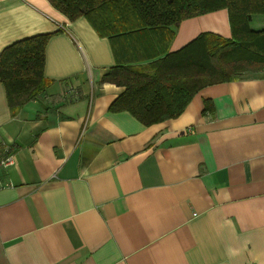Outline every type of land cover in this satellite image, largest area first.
<instances>
[{"label": "crops", "instance_id": "1", "mask_svg": "<svg viewBox=\"0 0 264 264\" xmlns=\"http://www.w3.org/2000/svg\"><path fill=\"white\" fill-rule=\"evenodd\" d=\"M202 32L229 37L227 9L181 20L166 48ZM45 33L40 92L12 107L0 79L15 157L0 172V264H264V69L146 125L111 109L125 87L102 81L146 49L48 0H0V54Z\"/></svg>", "mask_w": 264, "mask_h": 264}, {"label": "trees", "instance_id": "2", "mask_svg": "<svg viewBox=\"0 0 264 264\" xmlns=\"http://www.w3.org/2000/svg\"><path fill=\"white\" fill-rule=\"evenodd\" d=\"M70 20L85 17L100 36H130L146 49V64L119 63L102 81L124 86L111 109L126 110L146 125L178 116L202 87L238 80L264 69V26L253 29V14L264 17V0H48ZM228 11L230 36L202 32L168 51L173 29L185 18ZM51 34L23 38L0 54V79L9 105L33 99L43 86L45 45Z\"/></svg>", "mask_w": 264, "mask_h": 264}, {"label": "built area", "instance_id": "3", "mask_svg": "<svg viewBox=\"0 0 264 264\" xmlns=\"http://www.w3.org/2000/svg\"><path fill=\"white\" fill-rule=\"evenodd\" d=\"M15 163V157L12 151V146L6 142H0V172L4 171L8 166ZM2 179L0 173V188L7 186Z\"/></svg>", "mask_w": 264, "mask_h": 264}, {"label": "rangeland", "instance_id": "4", "mask_svg": "<svg viewBox=\"0 0 264 264\" xmlns=\"http://www.w3.org/2000/svg\"><path fill=\"white\" fill-rule=\"evenodd\" d=\"M260 18H261L260 14H253L251 16L250 21H249V27L250 28H253V29H258V28L260 29V28H262V27H258V24H260V22H261ZM248 74L249 73H247L245 76H250ZM252 75H253V73H252Z\"/></svg>", "mask_w": 264, "mask_h": 264}]
</instances>
